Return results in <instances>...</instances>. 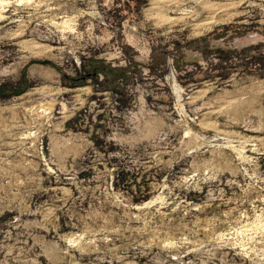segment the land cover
Returning <instances> with one entry per match:
<instances>
[{
    "label": "rangeland",
    "instance_id": "rangeland-1",
    "mask_svg": "<svg viewBox=\"0 0 264 264\" xmlns=\"http://www.w3.org/2000/svg\"><path fill=\"white\" fill-rule=\"evenodd\" d=\"M0 264H264V0H0Z\"/></svg>",
    "mask_w": 264,
    "mask_h": 264
}]
</instances>
